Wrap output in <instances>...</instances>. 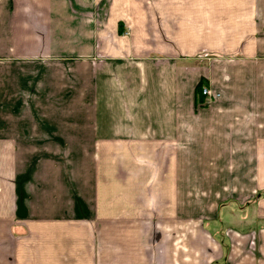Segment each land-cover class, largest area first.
<instances>
[{
    "label": "crops",
    "instance_id": "crops-1",
    "mask_svg": "<svg viewBox=\"0 0 264 264\" xmlns=\"http://www.w3.org/2000/svg\"><path fill=\"white\" fill-rule=\"evenodd\" d=\"M0 264H264V0H0Z\"/></svg>",
    "mask_w": 264,
    "mask_h": 264
},
{
    "label": "trees",
    "instance_id": "trees-1",
    "mask_svg": "<svg viewBox=\"0 0 264 264\" xmlns=\"http://www.w3.org/2000/svg\"><path fill=\"white\" fill-rule=\"evenodd\" d=\"M207 85L208 82L204 78H201L196 86L197 103H199L202 106H204L209 101L208 98L203 95V88L206 87Z\"/></svg>",
    "mask_w": 264,
    "mask_h": 264
},
{
    "label": "rangeland",
    "instance_id": "rangeland-1",
    "mask_svg": "<svg viewBox=\"0 0 264 264\" xmlns=\"http://www.w3.org/2000/svg\"><path fill=\"white\" fill-rule=\"evenodd\" d=\"M199 62V61H198ZM202 62V61H201ZM205 88V87H204ZM207 88H209V87H207ZM210 89V88H209ZM214 94H217V93H214ZM215 99H217V98H215ZM215 99H213V100H215ZM81 124V123H80ZM85 124V123H84ZM82 127V126H81ZM240 206H243V204H240ZM230 210H231V208H230ZM236 212L237 213H239V209L238 210H236ZM230 212H229V210H228V208H222V213H221V216L223 217L222 219H223V221L225 222L224 224H225V226H227L228 225V223H230V221H231V218H230ZM238 215H240V214H238ZM225 217H226V219H225ZM211 234L213 235L214 234V232H213V230H212V232H211Z\"/></svg>",
    "mask_w": 264,
    "mask_h": 264
},
{
    "label": "built area",
    "instance_id": "built-area-1",
    "mask_svg": "<svg viewBox=\"0 0 264 264\" xmlns=\"http://www.w3.org/2000/svg\"><path fill=\"white\" fill-rule=\"evenodd\" d=\"M203 95L206 96L209 101L220 96L219 94L212 93V91L207 87L203 88Z\"/></svg>",
    "mask_w": 264,
    "mask_h": 264
}]
</instances>
